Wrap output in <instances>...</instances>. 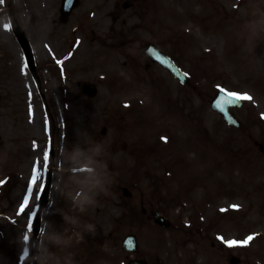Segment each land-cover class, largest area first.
<instances>
[{
  "label": "rangeland",
  "instance_id": "obj_1",
  "mask_svg": "<svg viewBox=\"0 0 264 264\" xmlns=\"http://www.w3.org/2000/svg\"><path fill=\"white\" fill-rule=\"evenodd\" d=\"M45 1L54 5L55 0ZM131 1H134L137 9L136 12L126 11L127 16L146 12L145 0ZM16 2L23 8L27 3L31 5L33 0ZM166 4L175 15L181 17L180 21L188 16L177 27L180 32L171 29V20L166 16H163L164 25H156L153 13L148 18L142 14L143 19L133 16L128 31L129 37L134 38L132 47H135L137 36L139 40L152 38L181 59L183 64L185 58L188 60L184 65L191 71L195 92L201 94L187 95L180 101L175 98H180L185 90L176 87L159 67L143 68L140 57L138 70L132 60L123 66L124 57L113 50H107V54L95 52L104 60L107 55L110 56L106 67L93 64L90 52L84 51L83 47L75 53L67 52V44L64 43L67 42L66 32L72 30L78 19L64 25L45 23L34 31L30 27L29 38L41 67V87L25 70L14 36H7L4 40L0 37V182H3L0 183V264H127L121 239L128 233L138 236V255L148 259V264H229L227 255L230 252L242 257L241 264H264L257 249L262 239L248 246L228 247L223 242L243 240L248 230L244 231L246 223L240 220L237 212H217L234 203L243 208L245 204L256 206L246 215L247 221L258 216L257 209H260V213L264 212V208L261 209L264 205L262 191L254 190L250 184L243 185L241 178L249 175L237 166L233 173L222 165L226 156L229 160L234 156L232 150L244 148L248 152V137L251 134L258 139L264 138V123L260 121V116L264 114V93L253 85L259 75L264 80V57L262 52L255 51L251 68L260 72L258 75L246 66H239L238 59L244 56L241 51L236 58L237 66L241 69L233 72L230 55L232 49L236 52V48H232L230 42L232 29H222L221 25L220 34L211 32L209 17L216 6L208 2L209 7H203L201 0L194 3L189 0H165L163 7ZM112 6L113 0H107V17L104 21L107 29L113 25L117 32L121 29L120 21L112 24L109 16ZM250 6L252 13H256L258 6ZM246 8L249 10V5L246 4ZM241 12L244 14V10L241 9ZM192 15H195L196 22ZM139 22L143 26L135 27ZM250 32L246 37L250 47L246 49L253 50V43L264 51V26L259 19L252 24ZM52 33H60L63 37L56 45L50 44L51 48H44L47 35ZM187 42L196 43L188 50ZM133 49H128L131 57L136 56L139 50ZM70 53L73 54L68 60ZM206 53L211 55L206 57ZM200 56H204L202 62ZM51 58H57L66 67L64 76L58 75ZM215 64L217 66L212 70ZM87 80L98 85L95 98L89 99L80 91L79 84ZM217 86L247 93L253 98L245 101L238 111L245 125L242 132L228 128L211 110L209 100ZM190 89L188 92H191ZM47 100L54 110L57 124L55 134L51 132ZM176 107L179 109L177 114L174 113ZM159 114L163 116L159 118ZM103 127H106L105 134L101 133ZM156 132L187 137L189 147H177L173 151L167 142L161 141L160 133L152 136ZM54 135L51 154L48 143ZM203 135L205 139L201 141ZM220 146L226 149V156L220 153ZM45 149L50 150V198L41 214L39 232L33 235L35 217L31 219L32 227L29 228V213L37 212L39 200L36 199V192L40 183H44L48 171L33 187L25 213H17L27 194L34 164L39 160V167H43ZM186 149L188 158L193 161L182 169L176 158ZM253 157L256 155L251 152ZM174 171L183 173L187 178L181 177L175 183L170 181ZM206 172L211 176L212 186L219 187L218 191L221 188L228 190L231 185L236 188L235 193L228 192L217 203L207 200V204H204L206 208L194 211L185 208L189 204L181 200L179 213H176L179 208L174 200V209L166 213L171 217L176 215L175 219L172 217L175 225L169 230L150 221V207L147 205L152 207V203L159 204L154 187H151V176L166 175L171 190L192 198H204V189L200 185L204 182L195 187L193 197L187 191L190 188L187 179L191 173L206 178ZM239 173L241 178L237 175ZM123 186L131 190L129 198L122 195L120 187ZM207 199H210L208 193ZM196 202L200 204V199ZM141 203L148 209L145 214L140 212ZM213 215L217 217L212 218ZM191 216L192 224L184 225ZM28 250L25 259L23 253Z\"/></svg>",
  "mask_w": 264,
  "mask_h": 264
},
{
  "label": "snow or ice",
  "instance_id": "obj_2",
  "mask_svg": "<svg viewBox=\"0 0 264 264\" xmlns=\"http://www.w3.org/2000/svg\"><path fill=\"white\" fill-rule=\"evenodd\" d=\"M3 2H4V0H0V4H2ZM72 2H73V0H66V6L70 7ZM4 27L8 28L9 25H5ZM77 43H79V41H77ZM156 58L161 60L162 63L168 65L169 68L174 69V66L167 59H164L160 56H157ZM188 75H189L188 73H180L181 81L183 82L184 79L188 77ZM217 87L220 88V86H217ZM220 91L223 93V95L221 96L220 102L217 104V107L219 108V110L221 112L225 113L226 116L228 115V108L235 106V105H238L241 102L251 101L253 99L251 97V95H249L247 93L225 91L222 88H220ZM125 106L127 107L128 105L126 104ZM262 118H264V114H262ZM231 122L235 124L234 120H232ZM161 139H162V141L167 142L166 137H162ZM34 147H35V142H34ZM48 160H49V150L45 149L44 159H43V167H42V169L39 167V163H40L39 160L37 161L36 164H34L32 177H31L29 184H28L27 194H26L23 202L21 203L20 208L18 209V213H17L18 215L25 213L26 209L29 207V199L33 193V187L36 185L38 180H42L44 173H46L48 171V168H49ZM0 183H3V182H0ZM45 191H46L45 184L40 183L39 190L36 192V199L39 200L41 198V194L44 193ZM231 207L235 209V208H239V205H232ZM221 211H224V209H222ZM35 216H36L35 211H31L29 213V219H30L29 228L32 227L31 219ZM255 235L256 234H251V235L247 236L246 238H244L243 240L232 239V240H227V241H223V242L226 243V245L228 247L248 246L254 240ZM26 239H27V237H26ZM219 239L223 240V238H219ZM127 243H128L129 247L134 246L131 239Z\"/></svg>",
  "mask_w": 264,
  "mask_h": 264
},
{
  "label": "water",
  "instance_id": "obj_3",
  "mask_svg": "<svg viewBox=\"0 0 264 264\" xmlns=\"http://www.w3.org/2000/svg\"><path fill=\"white\" fill-rule=\"evenodd\" d=\"M155 219H156V221H158L160 224H162V225H167L166 220H165L162 216H160L159 214L156 215ZM128 240H130V239L128 238Z\"/></svg>",
  "mask_w": 264,
  "mask_h": 264
}]
</instances>
